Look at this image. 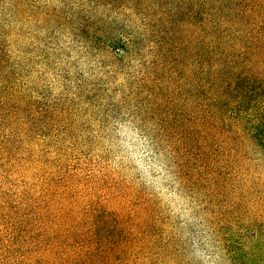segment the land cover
Returning a JSON list of instances; mask_svg holds the SVG:
<instances>
[{"label":"trees","instance_id":"16d2710c","mask_svg":"<svg viewBox=\"0 0 264 264\" xmlns=\"http://www.w3.org/2000/svg\"><path fill=\"white\" fill-rule=\"evenodd\" d=\"M9 1L0 2L12 18L0 19V165L73 105L143 124L181 192L213 191L223 131L264 152V0H94L86 19H16L37 7ZM89 205L75 216L62 207L47 244L9 246L0 264H140L157 254L143 249L162 229L148 240L131 208L96 220Z\"/></svg>","mask_w":264,"mask_h":264},{"label":"rangeland","instance_id":"374dc122","mask_svg":"<svg viewBox=\"0 0 264 264\" xmlns=\"http://www.w3.org/2000/svg\"><path fill=\"white\" fill-rule=\"evenodd\" d=\"M28 1L37 9L16 19H86L89 15L81 11H91L94 0ZM0 19L12 18L2 11ZM50 91L56 94L60 89L54 85ZM66 110L68 113L43 131H29L14 155L0 165V253L24 241L44 246L56 232L60 215H64L62 207L71 214L73 207L75 216L90 202L96 220L106 215L113 219L116 209L131 208L133 219L141 223L143 231L149 225L145 239L150 240L149 230L154 234L157 228L162 229L153 236L152 250L146 243L143 249L144 253L157 254L148 260L141 258L140 264H201L192 247L197 229L211 238L216 264H264L263 151L252 146L240 148L238 139L232 140L223 131L227 151L213 191L189 185L187 192H181L175 183L170 185L183 198L185 213L181 215L166 204H158L117 157L113 124L114 119H121L132 129L128 134L138 135L161 165L171 171L166 158L143 137L149 133L143 124L132 123L123 110L103 114L83 105ZM41 132L49 135L47 141H41ZM56 134L64 139L55 141L50 135ZM68 190L74 193L64 197ZM54 191L59 192L57 198ZM85 193L88 198L81 197ZM142 205L147 207V214L141 210ZM26 211L33 213L24 214ZM82 221L86 226L87 221ZM4 256H0V263Z\"/></svg>","mask_w":264,"mask_h":264},{"label":"clouds","instance_id":"9594fccd","mask_svg":"<svg viewBox=\"0 0 264 264\" xmlns=\"http://www.w3.org/2000/svg\"><path fill=\"white\" fill-rule=\"evenodd\" d=\"M126 125L127 121L114 119L113 130L117 133L118 159L127 170L138 177V183L143 184L145 191L149 192L158 204H166L173 212L183 215L185 213L183 198L170 186L173 182L172 174L161 165L138 135L133 137L128 134L132 129ZM192 247L201 264H216L211 238L199 229L193 236Z\"/></svg>","mask_w":264,"mask_h":264}]
</instances>
